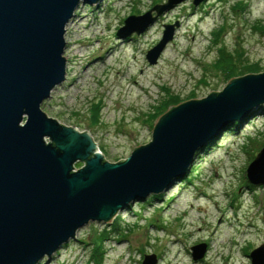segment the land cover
Returning a JSON list of instances; mask_svg holds the SVG:
<instances>
[{
    "label": "rangeland",
    "instance_id": "rangeland-1",
    "mask_svg": "<svg viewBox=\"0 0 264 264\" xmlns=\"http://www.w3.org/2000/svg\"><path fill=\"white\" fill-rule=\"evenodd\" d=\"M166 1L80 4L65 26L66 77L41 108L89 132L109 162L127 159L152 140L161 116L152 114L166 99H201L234 78L215 66L221 47L236 59V71L247 62L264 71V0H204L197 6L185 0L143 33L117 36L128 16ZM168 24L174 37L150 64L146 54ZM250 73L259 72L235 77ZM261 106L212 139L170 189L131 203L108 223L90 221L37 264H142L152 254L156 264H251L250 253L264 243V185H253L246 175L264 143ZM197 244L206 249L194 260Z\"/></svg>",
    "mask_w": 264,
    "mask_h": 264
},
{
    "label": "water",
    "instance_id": "water-1",
    "mask_svg": "<svg viewBox=\"0 0 264 264\" xmlns=\"http://www.w3.org/2000/svg\"><path fill=\"white\" fill-rule=\"evenodd\" d=\"M98 1L0 0V264H37L90 221L108 223L131 203L170 189L212 139L264 104V71L235 77L221 91L168 109L150 142L125 160L109 162L89 132L41 108L66 77V24L80 4ZM183 1L167 0L128 16L117 36L143 33ZM202 1L192 0L195 6ZM173 37L174 26L165 25L162 39L146 54L150 64ZM77 162L84 164L76 168ZM246 175L253 185H264V143ZM205 249L193 246L194 260ZM250 257L251 264H264V243ZM156 263L154 254L142 262Z\"/></svg>",
    "mask_w": 264,
    "mask_h": 264
},
{
    "label": "trees",
    "instance_id": "trees-1",
    "mask_svg": "<svg viewBox=\"0 0 264 264\" xmlns=\"http://www.w3.org/2000/svg\"><path fill=\"white\" fill-rule=\"evenodd\" d=\"M215 64H216L215 66L217 68L222 67L223 71L226 72L225 76H226V78L228 80L231 79V78H233V77L235 78V76L238 75V74H244V73H249V72H260L261 71V69H258L257 68L258 67L257 64H255V63H249V62H247L246 64L240 65V67L238 68L239 70L236 71V67H237V65H236V59L233 58L231 52L230 53L227 52L223 47L220 48V57L218 58V61H216ZM240 69H242V70H240ZM174 97L175 96L169 97V100L166 99L165 100V104H164L163 107H156L157 110L152 114L153 117L154 116L157 117L160 114L162 115L163 113H165L166 110H167L168 105L169 104H172L175 101H177V99H176L177 97H175V98ZM177 103L178 104L180 103L179 100H178V102H175V104H177ZM261 107L262 108L260 109V111H263L264 112V104ZM233 126H236V124L233 125ZM232 131H234V129L232 130V128H231L228 131V133H230ZM195 172H197V166L191 168V170H190V172L188 174L189 175L188 177L191 178L192 177L191 175H193V173H195ZM153 197H156V196H153Z\"/></svg>",
    "mask_w": 264,
    "mask_h": 264
},
{
    "label": "bare ground",
    "instance_id": "bare-ground-1",
    "mask_svg": "<svg viewBox=\"0 0 264 264\" xmlns=\"http://www.w3.org/2000/svg\"><path fill=\"white\" fill-rule=\"evenodd\" d=\"M223 226H225V224ZM220 230H221V227L220 228H217L216 234H220Z\"/></svg>",
    "mask_w": 264,
    "mask_h": 264
}]
</instances>
